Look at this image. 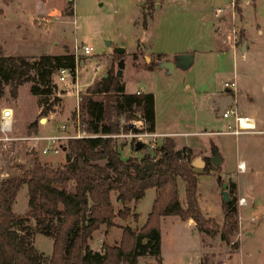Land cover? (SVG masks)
I'll use <instances>...</instances> for the list:
<instances>
[{
    "label": "rangeland",
    "instance_id": "rangeland-1",
    "mask_svg": "<svg viewBox=\"0 0 264 264\" xmlns=\"http://www.w3.org/2000/svg\"><path fill=\"white\" fill-rule=\"evenodd\" d=\"M237 1L239 10L235 5L229 9L231 0H0L3 53L32 59L44 53L62 52L65 47L73 52L75 43L86 42L93 47L90 54L78 56L83 62L78 66L80 95L95 79L117 70L120 55L114 46H123L124 68L120 78L125 90L142 87L144 91H152L158 129L181 131L176 145L191 146V162L195 158L204 161L194 167L203 214L219 224L223 222L220 192L223 182L229 194L236 197L238 232L230 243L219 234L211 236L199 230L192 217L166 215L159 225L161 253L139 256L136 264H264V0ZM218 7L222 11L215 13ZM183 53L193 55L188 68L177 66L171 72L160 63L189 62ZM52 81L56 85L44 103L52 102L56 96L59 99L45 116L38 107L40 96L31 92L32 80L18 87L15 98L10 95L9 86H5L0 97V115L2 109H13L12 130L8 135H31L29 123L33 120L38 125L45 123L42 117L55 124L66 122V131L75 132L74 82L68 78L63 87L55 74ZM226 81L236 86L235 104L240 112L256 115V130L239 134L217 132L231 129L233 117L217 115L207 102L212 93L222 91ZM132 121H136L135 128L144 126L141 119ZM51 131L42 127L37 132ZM196 131L199 132L188 133ZM165 136L131 130L118 133L115 138L122 157H141L144 150L136 147L138 140L149 152L158 155ZM44 144L46 141L26 138L0 139V181L19 174L18 164L29 166L34 152L41 161L54 166L65 160L62 146L58 153H42ZM215 147L223 160L216 169L206 172L205 160H211ZM239 158L244 160V169L237 166ZM183 190V182L179 180L182 202ZM155 194V188L149 187L140 199L130 201L137 216L116 217L115 225L108 229L102 225L94 231L90 245L101 250L103 240L110 244L117 242L126 224L138 229L147 219ZM241 197L246 200L243 204L238 203ZM112 198L115 208L121 207L116 192H112ZM27 209L28 188L23 184L13 210L24 215ZM28 223L34 227L33 218ZM247 230L251 233L245 234ZM32 237L46 261L53 239L35 231ZM233 242L237 245H232Z\"/></svg>",
    "mask_w": 264,
    "mask_h": 264
},
{
    "label": "trees",
    "instance_id": "trees-1",
    "mask_svg": "<svg viewBox=\"0 0 264 264\" xmlns=\"http://www.w3.org/2000/svg\"><path fill=\"white\" fill-rule=\"evenodd\" d=\"M235 7L239 10L238 1ZM71 12V8H70ZM120 57L124 52H117ZM75 66L73 52L65 47L59 53H44L29 59L0 51V97L9 86L12 97L18 87L33 81L31 92L39 95L41 114L45 116L59 98L44 103L51 93L52 77L60 67ZM81 128L89 135L70 137L62 143L70 159L54 166L41 161L34 152L29 166L18 164L19 174L0 181V264H136L142 255L161 252L160 220L162 216L192 217L197 228L230 243L237 235L236 197L222 203L223 222L206 217L197 198V173L191 164L192 149L178 148L171 136H165L153 155L143 144L141 157H122L115 136L131 130L153 132L155 104L152 91L125 90L116 70L95 79L79 101ZM144 126L135 128L132 120ZM38 130V121L28 125V132ZM154 161L153 171L144 166ZM217 166L207 158L204 171ZM183 182L181 201L178 181ZM28 188V209L23 214L13 210L20 187ZM156 194L146 221L135 229L122 226L120 239L112 244L103 240L102 249L94 250L90 241L94 231L115 225V218L137 216L129 204L140 199L147 188ZM234 189H232V192ZM112 192L121 207L115 208ZM223 198V197H222ZM34 219V227L28 223ZM53 239L50 256L44 261L34 244L32 233ZM232 245H237L235 242Z\"/></svg>",
    "mask_w": 264,
    "mask_h": 264
},
{
    "label": "built area",
    "instance_id": "built-area-1",
    "mask_svg": "<svg viewBox=\"0 0 264 264\" xmlns=\"http://www.w3.org/2000/svg\"><path fill=\"white\" fill-rule=\"evenodd\" d=\"M234 0H231L229 9L234 8ZM221 8H217L216 12H221ZM93 47L86 43L82 42L81 44L75 43L73 45V54L75 56V66L74 69L71 70L70 68L67 67H60L56 72L55 76L57 79V82L62 83L63 87L64 84L67 82L68 78H71V82H74L75 86V103H76V110H75V117H74V126H75V132L74 133H68L66 131L67 124L66 122H62L59 126V129L56 133H50V134H33V135H28V136H21V137H14L8 135V132L12 130V112H10L9 115L4 116L3 115V109L1 111L0 115V133H3L0 136V139H15V138H26L34 141H39L43 140L46 141V144H44L41 147V152L42 153H58L60 151V147L62 146V140L67 139L70 137H81V136H86L89 135L87 134L82 128H81V119H80V112H79V101L81 98L80 92H79V79H78V71H79V63L83 64L82 61H79V55H88L92 52ZM79 50H82V54L79 53ZM225 85L231 86L233 88L234 82H225ZM137 92H141V90H137ZM222 116L224 117H233V127L229 129L228 131L233 132V133H239V132H251L256 130L255 129V121L252 116L248 115H243L238 112L237 107L235 105V102H233L230 106H226L222 112ZM133 124L136 123V121H132ZM143 135L149 134L148 132H143L141 133ZM115 136L116 134H112ZM33 147V146H32ZM237 166L240 169L245 168V163L242 160H238ZM246 200L244 197H241L238 200L239 204L245 203Z\"/></svg>",
    "mask_w": 264,
    "mask_h": 264
},
{
    "label": "water",
    "instance_id": "water-1",
    "mask_svg": "<svg viewBox=\"0 0 264 264\" xmlns=\"http://www.w3.org/2000/svg\"><path fill=\"white\" fill-rule=\"evenodd\" d=\"M107 44H110V40H106ZM114 50L116 52H119V53H122L124 52L125 48L123 46H120V45H117V46H114ZM185 59H187L189 62L187 63H181V64H176L174 61H171V60H167V61H162L160 62L162 65H164L166 68L169 69V71H173L175 67L177 66H180L182 68H188L189 65L191 64L192 62V59H193V55L191 53H183ZM117 70H116V74L117 76H121L122 75V71H123V68H124V57H120L119 60L117 61ZM106 75V74H105ZM225 91V94H222V95H219L216 94V93H213L210 95L209 97V102H212V100H215V101H218L219 104H217V109H218V115H222L221 112L222 110L226 107V106H229L230 104H232V101H233V97L231 94H227L226 92L229 91V89L227 88H224L223 89ZM220 98V100H219ZM41 120H45L44 117L41 118ZM143 145V142L141 140H138L136 142V147L137 148H141ZM64 150V148H63ZM212 153H213V156L211 158V161L214 165H219L220 164V161H221V157H220V153L218 152L217 148L215 147L213 150H212ZM65 158L66 160H69L70 159V155L68 153H65ZM198 161L200 163H198ZM154 164L155 162L154 161H150V162H147L144 164V166L148 167V169L150 171H153V168H154ZM204 164V161L203 160H198V158L194 161H192V165L193 166H201ZM225 182L222 183V186L220 187V192L222 194V197L223 199L226 201V200H230L231 199V196H229L228 194V190L225 188Z\"/></svg>",
    "mask_w": 264,
    "mask_h": 264
},
{
    "label": "crops",
    "instance_id": "crops-1",
    "mask_svg": "<svg viewBox=\"0 0 264 264\" xmlns=\"http://www.w3.org/2000/svg\"><path fill=\"white\" fill-rule=\"evenodd\" d=\"M82 65V64H81ZM176 68V67H175ZM174 68V69H175ZM174 71V70H173ZM105 75V74H104ZM227 82V81H226ZM231 87V86H230ZM235 88H236V86H233V88L231 87V89H232V97H233V101H232V103L233 102H237V97H235L236 96V92H235ZM139 89H143L142 87H139L137 90H139ZM136 90V91H137ZM143 91H144V89H143ZM145 91H149V90H145ZM214 93H216V94H218V96L219 95H222V94H225V93H222V92H220V91H215ZM213 94V93H212ZM219 100H220V98H219ZM154 104H155V95H154ZM207 104L209 105V106H211V107H213V109H214V111L216 112V114L218 115V109H217V104H219V102L218 101H215V100H212V102H209V99H208V102H207ZM231 105V104H230ZM229 105V106H230ZM236 105V104H235ZM39 107V109H41V106H38ZM236 107H237V105H236ZM7 108H10L11 109V112H12V118H13V109L11 108V107H7ZM237 110H238V112L239 113H241V114H243V115H248V116H252L253 117V119H254V121H255V124H256V115L255 114H253V113H242V112H240V110L238 109V107H237ZM219 116H222V115H219ZM224 117V116H223ZM45 118V123H42L41 122V124L40 125H38V129L39 128H44V127H46V128H49V129H51L52 131L51 132H49V134L50 133H56L57 131H58V129H59V126H60V124H55V122L54 121H49L48 120V118L47 117H44ZM225 118H229V117H225ZM41 121V120H40ZM222 130V129H221ZM229 129H227V130H222V131H217V132H222V133H231V134H234L233 132H230V131H228ZM38 131V130H37ZM37 131H34V132H32V134L31 135H33V134H39V132H37ZM199 131H196V132H188V133H198ZM153 133L154 134H164V135H166V136H173L175 139H176V143H178V141H177V136L179 135V134H181L182 132L181 131H176V130H174V129H165V128H162V129H158V126H157V115H156V109H155V128H154V131H153ZM185 133V132H184ZM239 133H241V132H239ZM239 133H237V134H239ZM236 134V133H235ZM178 147V146H177ZM191 147V146H190ZM178 148H181V147H178ZM124 158H126V157H124ZM197 158H195L194 159V161L196 160ZM221 159L223 160V157H221ZM199 160V159H198ZM238 160H242L243 162H244V160L243 159H241V158H239ZM193 161V160H192ZM198 163H200L199 161H198ZM191 164H192V162H191ZM193 167H195V166H193ZM137 212V211H136ZM138 213V212H137ZM131 227H133L134 228V225L132 226V224H129ZM142 224H139V227L141 226ZM183 229H184V227H183ZM185 230V229H184ZM251 233V231L250 230H247L246 232H245V234H250ZM120 235H121V231H120ZM120 237V236H119ZM94 250H100V249H98V248H94L93 246H91ZM162 250V249H161ZM161 253V252H160ZM189 255H191V254H189Z\"/></svg>",
    "mask_w": 264,
    "mask_h": 264
},
{
    "label": "flooded vegetation",
    "instance_id": "flooded-vegetation-1",
    "mask_svg": "<svg viewBox=\"0 0 264 264\" xmlns=\"http://www.w3.org/2000/svg\"><path fill=\"white\" fill-rule=\"evenodd\" d=\"M224 88H227V89H229V91H228V92H226L227 94H232V89H231V87H230V86H228V85H225V86H224ZM224 88H223V89H224ZM223 89H221V90H222L221 92H222V93H225V91H224ZM228 194H229V192H228ZM229 196H231V197H232V196H234V195H233L232 193H230V194H229Z\"/></svg>",
    "mask_w": 264,
    "mask_h": 264
},
{
    "label": "bare ground",
    "instance_id": "bare-ground-1",
    "mask_svg": "<svg viewBox=\"0 0 264 264\" xmlns=\"http://www.w3.org/2000/svg\"><path fill=\"white\" fill-rule=\"evenodd\" d=\"M10 112H11V110H10V109H8V108H6V109H3V115H4V116H7V115H9V114H10Z\"/></svg>",
    "mask_w": 264,
    "mask_h": 264
}]
</instances>
